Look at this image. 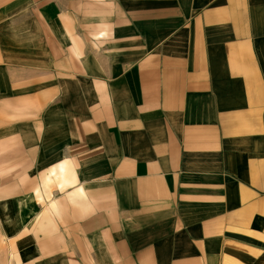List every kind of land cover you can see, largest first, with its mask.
<instances>
[{
	"label": "crops",
	"instance_id": "obj_1",
	"mask_svg": "<svg viewBox=\"0 0 264 264\" xmlns=\"http://www.w3.org/2000/svg\"><path fill=\"white\" fill-rule=\"evenodd\" d=\"M0 264H264V0H0Z\"/></svg>",
	"mask_w": 264,
	"mask_h": 264
}]
</instances>
